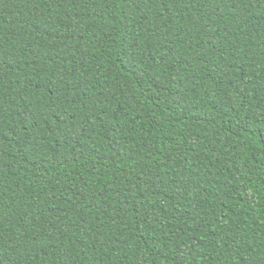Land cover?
I'll return each instance as SVG.
<instances>
[{"label":"trees","instance_id":"obj_1","mask_svg":"<svg viewBox=\"0 0 264 264\" xmlns=\"http://www.w3.org/2000/svg\"><path fill=\"white\" fill-rule=\"evenodd\" d=\"M0 264H264V0H0Z\"/></svg>","mask_w":264,"mask_h":264}]
</instances>
